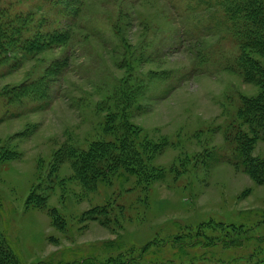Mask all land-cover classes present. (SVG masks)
Instances as JSON below:
<instances>
[{
    "label": "rangeland",
    "instance_id": "374dc122",
    "mask_svg": "<svg viewBox=\"0 0 264 264\" xmlns=\"http://www.w3.org/2000/svg\"><path fill=\"white\" fill-rule=\"evenodd\" d=\"M235 1L0 0V240L23 264L264 258V131L238 114L264 51Z\"/></svg>",
    "mask_w": 264,
    "mask_h": 264
},
{
    "label": "trees",
    "instance_id": "16d2710c",
    "mask_svg": "<svg viewBox=\"0 0 264 264\" xmlns=\"http://www.w3.org/2000/svg\"><path fill=\"white\" fill-rule=\"evenodd\" d=\"M263 0H236L234 3V6L230 7V10L234 13L233 18H239L241 19L242 26L240 27V32L243 33L241 37L242 47L244 49H250L255 48L260 51H264V7L262 8V2ZM237 5V6H235ZM252 18L251 21L248 19ZM235 20V19H234ZM247 23H250L253 28H248ZM2 27L0 26V29ZM3 33L0 30V38ZM5 38H7L5 36ZM0 48H2V41H0ZM242 65L244 68L245 73L250 72L252 77L256 78V82L258 83L261 92L258 96L252 97V98H245L242 100L241 108L238 111V114L243 118H249L250 121L253 123V125L264 131V74L261 72V69L255 64H250L247 59L241 60ZM128 137L125 136L123 140L127 142ZM92 154V152L89 150L88 152H82L79 154L78 159L80 161L79 167L82 170V172H87L88 175H96V166H91V162L93 161L91 157L89 156ZM135 155V154H134ZM114 160L116 158L113 156ZM91 159V160H90ZM130 159V158H129ZM246 163L248 164L247 171L250 173L252 177H254L258 182L264 183V163L263 162H256L251 158H246ZM90 160V161H89ZM131 160V159H130ZM89 161V163H87ZM246 164V165H247ZM113 166L111 163L109 167ZM199 234L190 235L188 236V239L183 238H177L173 245L179 247H184L186 245V241L188 243L196 242L194 240H199L198 243L201 241L199 238ZM204 238V237H203ZM207 242H205L207 245L213 246L215 245L214 241H211L207 238H205ZM184 240V241H182ZM262 242V240H257V243ZM219 243L225 244L226 242L222 239ZM149 244H144L136 257H128L125 262L127 264L131 263L132 260L138 261L139 258L143 256L144 252L146 251V248ZM240 244H236L235 246L238 247ZM259 245V244H258ZM4 251L6 255L9 256L10 262H14L15 264H23L18 252L15 250V248L12 246V244L9 242L7 238H2L0 240V252ZM187 255H181L180 257H177L173 261L175 263L181 264L183 260H187ZM191 258V257H190ZM247 261L250 260H256L253 264H264V258L258 260L257 256L254 253H250L246 257ZM189 260V259H188ZM194 260V259H193ZM193 260H190L191 262ZM234 261V262H233ZM8 260H6V256L2 255L0 253V264H9ZM87 262L91 263V258L87 257L85 261H71L67 262L66 264H85ZM172 263V262H170ZM42 264H58V263H43ZM226 264H236L235 260H231L227 262Z\"/></svg>",
    "mask_w": 264,
    "mask_h": 264
}]
</instances>
